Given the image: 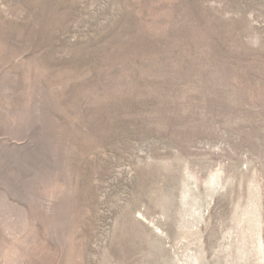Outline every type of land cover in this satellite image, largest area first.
I'll return each instance as SVG.
<instances>
[{
	"label": "rangeland",
	"instance_id": "374dc122",
	"mask_svg": "<svg viewBox=\"0 0 264 264\" xmlns=\"http://www.w3.org/2000/svg\"><path fill=\"white\" fill-rule=\"evenodd\" d=\"M0 264H264V0H0Z\"/></svg>",
	"mask_w": 264,
	"mask_h": 264
}]
</instances>
